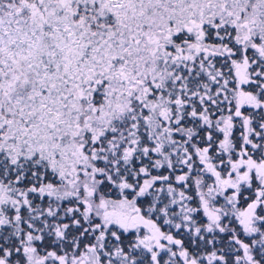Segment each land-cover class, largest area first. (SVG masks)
Instances as JSON below:
<instances>
[{
  "label": "snow or ice",
  "instance_id": "snow-or-ice-1",
  "mask_svg": "<svg viewBox=\"0 0 264 264\" xmlns=\"http://www.w3.org/2000/svg\"><path fill=\"white\" fill-rule=\"evenodd\" d=\"M0 264H264V0H0Z\"/></svg>",
  "mask_w": 264,
  "mask_h": 264
}]
</instances>
